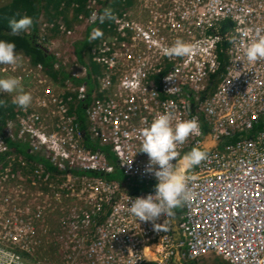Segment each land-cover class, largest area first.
Instances as JSON below:
<instances>
[{
    "label": "built area",
    "instance_id": "built-area-1",
    "mask_svg": "<svg viewBox=\"0 0 264 264\" xmlns=\"http://www.w3.org/2000/svg\"><path fill=\"white\" fill-rule=\"evenodd\" d=\"M86 6L78 20L97 29L98 0ZM111 12L83 62L73 53L57 61L65 80L21 52L19 66L0 64V77H17L32 97L21 108L17 93H7L13 116L0 123V264H181L209 254L226 264H264V128L253 131L264 117V59L244 56L264 29V0H131ZM43 26L74 34L61 20ZM177 39L194 52L165 56ZM79 104L89 138L111 148L127 178L153 183L148 156L139 152L141 129L165 111L174 121L198 118L202 135L178 151L205 138L215 146L193 168L180 211L153 222L130 212V200L155 189L132 193L99 175L113 166L83 145ZM8 141L54 170L13 152Z\"/></svg>",
    "mask_w": 264,
    "mask_h": 264
},
{
    "label": "clouds",
    "instance_id": "clouds-1",
    "mask_svg": "<svg viewBox=\"0 0 264 264\" xmlns=\"http://www.w3.org/2000/svg\"><path fill=\"white\" fill-rule=\"evenodd\" d=\"M110 9H105L98 18L103 23L106 19H112ZM33 19L30 16H20L18 19L9 20L12 35H19L30 31ZM255 39L244 48V56L249 62L264 59V29L257 30ZM99 29H94L90 35L91 40L102 36ZM194 45L177 39L170 47L163 49V54L168 57H184L194 52ZM22 54L16 51L14 42L0 39V64H22ZM0 93H17L13 103L18 107L27 108L32 97L30 93L22 91V82L15 76L9 75L0 78ZM0 101V105H2ZM142 142L140 151L147 154L149 159L148 171L156 178L154 194L136 197L129 202L130 212L139 221L153 222L160 217H172L174 209L181 206L187 196L188 183L194 180L191 175L194 167L205 161L214 140L205 138L184 154L178 151L191 136H201L200 123L197 117L174 121L171 111H165L153 118L146 127L141 129ZM175 161V163H173Z\"/></svg>",
    "mask_w": 264,
    "mask_h": 264
},
{
    "label": "trees",
    "instance_id": "trees-1",
    "mask_svg": "<svg viewBox=\"0 0 264 264\" xmlns=\"http://www.w3.org/2000/svg\"><path fill=\"white\" fill-rule=\"evenodd\" d=\"M88 0H9L7 3L0 4V39H5L14 42L16 45V51L24 53L29 56L30 60L34 63H41L44 68L48 71L50 76L54 79L65 80L69 77L68 73L63 69L62 65L57 62L58 60L54 55L40 42L37 41V32L39 21L42 16L46 20H61L67 26L74 21L79 22L78 15L80 13L88 15L89 9L87 8ZM131 0H98L100 7V13H103L105 9H112L111 11L119 10L125 5H129ZM30 16L33 19V24L31 29L27 33H21L19 35H12L11 29L9 27V20L13 18H19L20 16ZM108 20L103 23L97 24V29L100 31L106 26ZM94 28V24L86 25V30L82 39H78L73 43V52L77 57L78 61L83 62V56L88 54L90 45V35ZM56 30V28L54 29ZM220 59L223 60V55L220 54ZM96 70V69H94ZM218 78L217 75L212 76V83ZM86 79V78H85ZM0 123H3L6 119L12 118V103L9 97L0 93ZM88 101L86 100V103ZM74 113L76 115V122L78 128L82 135V143L84 146L90 149H99L103 152L107 162L113 166V171L110 173H99V175L109 179L116 180L119 183L127 186L132 193H138L141 191H146L154 189L156 183L146 182L139 178H127L123 172L119 169L116 163V158L111 148L107 145H99L96 140H91L87 132V122L84 116V107L82 104L77 105L74 108ZM1 127V126H0ZM253 131L264 128V117L259 119V121L254 125ZM253 133L242 132V134H235L232 136H225L221 138L218 142V146L235 142L240 135H250ZM8 147L13 152H21L30 159L41 161L48 169L54 170L50 165L48 159L40 156L39 154H29L26 151L24 144L20 142H9ZM181 208H176V211H180ZM219 264H226L222 260H218Z\"/></svg>",
    "mask_w": 264,
    "mask_h": 264
},
{
    "label": "rangeland",
    "instance_id": "rangeland-1",
    "mask_svg": "<svg viewBox=\"0 0 264 264\" xmlns=\"http://www.w3.org/2000/svg\"><path fill=\"white\" fill-rule=\"evenodd\" d=\"M8 1L9 0H0V4L7 3ZM44 20L45 17L42 16L39 21L37 41L40 42L42 45H44L59 62L61 61L60 57H64V55H68V57H72L74 55L73 43L78 39L83 38L86 30V24L76 21L72 22L70 26L74 29V34H72L71 37H66L65 35L61 34L58 30H54V28L47 30L43 26ZM71 53H73V55H71ZM4 95L8 96L7 93ZM125 188L126 190H129L127 186ZM174 210H176V208ZM218 260L221 259L215 255L209 254L206 257H203L198 261H195L194 264H216ZM183 264H193V263L186 261Z\"/></svg>",
    "mask_w": 264,
    "mask_h": 264
},
{
    "label": "bare ground",
    "instance_id": "bare-ground-1",
    "mask_svg": "<svg viewBox=\"0 0 264 264\" xmlns=\"http://www.w3.org/2000/svg\"><path fill=\"white\" fill-rule=\"evenodd\" d=\"M263 129V128H262ZM231 143H234V142H231ZM116 181V180H115ZM118 182V181H117ZM220 258V257H219ZM189 262H191V261H189ZM184 262H182L181 264H183ZM193 263V262H192ZM194 264V263H193Z\"/></svg>",
    "mask_w": 264,
    "mask_h": 264
},
{
    "label": "crops",
    "instance_id": "crops-1",
    "mask_svg": "<svg viewBox=\"0 0 264 264\" xmlns=\"http://www.w3.org/2000/svg\"><path fill=\"white\" fill-rule=\"evenodd\" d=\"M82 39V38H81ZM216 264H219V263H216Z\"/></svg>",
    "mask_w": 264,
    "mask_h": 264
}]
</instances>
